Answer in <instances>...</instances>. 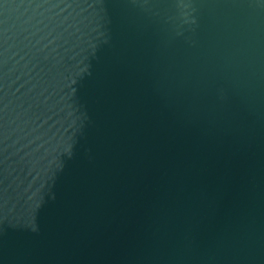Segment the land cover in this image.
I'll list each match as a JSON object with an SVG mask.
<instances>
[{"label": "water", "instance_id": "obj_1", "mask_svg": "<svg viewBox=\"0 0 264 264\" xmlns=\"http://www.w3.org/2000/svg\"><path fill=\"white\" fill-rule=\"evenodd\" d=\"M0 264H264V0H0Z\"/></svg>", "mask_w": 264, "mask_h": 264}]
</instances>
